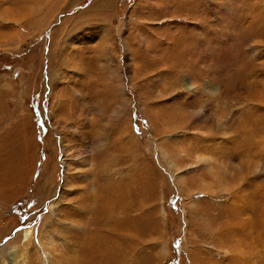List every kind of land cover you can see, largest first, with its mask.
Wrapping results in <instances>:
<instances>
[{
  "label": "rangeland",
  "instance_id": "rangeland-1",
  "mask_svg": "<svg viewBox=\"0 0 264 264\" xmlns=\"http://www.w3.org/2000/svg\"><path fill=\"white\" fill-rule=\"evenodd\" d=\"M259 101L264 0H0V250L50 264L46 231L57 264H264ZM196 154L233 184L261 166L242 213L199 191ZM90 212L85 258L69 228Z\"/></svg>",
  "mask_w": 264,
  "mask_h": 264
},
{
  "label": "bare ground",
  "instance_id": "bare-ground-1",
  "mask_svg": "<svg viewBox=\"0 0 264 264\" xmlns=\"http://www.w3.org/2000/svg\"><path fill=\"white\" fill-rule=\"evenodd\" d=\"M104 45H107L105 42H104ZM108 50V49H107ZM107 54H109L108 52H105ZM55 74L53 72H51V78H52V81L54 80ZM51 78H50V74H49V79L51 81ZM49 81V82H50ZM51 83V82H50ZM117 91L120 93V95H122L123 97H126V93L124 91V86L123 84L119 85L118 88H117ZM251 103V102H250ZM256 103V102H255ZM61 105L64 107L66 104H65V100L63 101V103H61ZM258 105H263V108H264V103H262V101L258 102ZM255 109V108H254ZM203 109H201L202 111ZM62 111V110H61ZM263 111V110H262ZM64 112V111H63ZM203 112V111H202ZM197 115V114H195ZM194 115V116H195ZM200 116V114H198ZM196 116L195 118L199 117V116ZM194 120V119H193ZM221 125V124H220ZM187 140V139H186ZM264 142V141H263ZM104 144V143H103ZM106 144V143H105ZM185 151V150H184ZM189 149L185 151L184 153V156H188L190 153H189ZM75 153V152H74ZM163 154V157H164V160L165 162L170 166V171H171V175L173 178L176 179V181L180 182V176H179V167L176 165V163L174 161H172V159L170 158V156L165 152L163 151L162 152ZM73 156V155H72ZM196 160H197V164L200 165L202 168H205V170L207 172H210V178H211V181L208 182L206 181L204 184H202L201 186V189L199 190L201 193H204L206 194L207 196H209L208 198H223V197H228L229 201H228V204L229 206H231L232 208H234V210H236L238 213H242L243 211V207L240 205L241 204V201L242 199H244V192H242L246 186H248L246 184V182H249V180L251 179L250 177H252L251 175H254V174H258L262 171V169L260 168L261 166L258 164V166H253L252 167V162L251 161H247L248 162V165L247 167L245 166V168H247V174L245 175V179L243 178L241 180L240 183L238 184H233V183H230L228 181H225L222 177H221V174H220V167L216 170L215 169V166H214V163L215 162H218L216 160L215 157L213 156H209V155H197L196 154ZM112 162V161H111ZM246 162V163H247ZM245 163V162H244ZM218 164V163H217ZM222 165V163H221ZM109 166V163H107V167ZM236 166H239V165H235ZM243 166V165H242ZM200 168V167H199ZM109 169V168H108ZM238 169V168H237ZM181 175V173H180ZM183 178L185 177L184 174H182ZM249 176V177H248ZM16 178V177H15ZM233 180V179H232ZM253 180V179H252ZM251 180V181H252ZM113 181H111L112 183ZM184 182V181H183ZM237 183V182H236ZM245 183V184H244ZM23 184V183H22ZM26 184V182H25ZM181 187H183V184H179ZM21 187H23V185H21ZM183 190V189H182ZM262 191V190H261ZM254 194V193H253ZM108 195V193H107ZM263 195V194H262ZM217 196V197H216ZM106 202H107V209L105 210L107 212L106 216L104 217V221L107 222L109 224V220H113V221H116L119 216L117 214L113 215L114 214V211L115 209L119 210V204H118V200L117 201H114V199H112V197H108L106 196ZM218 201V200H217ZM244 203V202H243ZM217 204V203H216ZM217 205H221V204H217ZM225 206V205H224ZM105 207V206H104ZM103 205H102V209L104 208ZM252 210V209H251ZM121 209L119 210V213H120ZM91 213H89V216L86 217L85 221L83 222L84 225L83 227H86L85 229L86 230H82L81 231V225L82 223L79 224V221H75L74 225L71 226L69 228V231L73 232L74 235L76 234H79L80 237L79 239H81V241L79 243H77V246L79 248V254L81 256V253L82 255H84L85 253V258H93V257H96V254L93 253L94 251H101V249L105 248L104 246H102L100 243H96V240H97V228L95 227V221H94V218L93 216H91ZM105 213V212H104ZM216 215H219V214H216ZM215 215V216H216ZM250 218V217H249ZM248 218V219H249ZM108 219V221H107ZM246 219V218H245ZM244 219V220H245ZM74 222V221H73ZM215 222V221H214ZM201 223V222H200ZM249 224V222H247ZM113 224V223H112ZM223 228V227H222ZM223 230V229H222ZM222 230H218V231H210L209 232V236H211L210 238H214L216 235L219 237L220 240H222L221 238L222 237H225V235L227 234H223V231ZM4 231V230H3ZM81 231V232H80ZM109 233H112L113 232V229H109L108 231ZM227 232V231H226ZM4 234V233H3ZM2 234V235H3ZM39 243L43 246H46L45 251H46V254L50 256V264H55V260L58 259L54 254H53V251L50 250L53 246V243H54V240H53V237L50 235V234H47L46 231H42V236H39ZM232 237V236H231ZM96 239V240H95ZM15 240H18L16 242H19L21 240V236H17ZM31 242V241H29ZM48 243V245H46ZM25 244V243H24ZM50 244V245H49ZM42 246V247H43ZM223 240H222V245L220 246V249L222 248L223 249ZM99 251V252H100ZM1 253H4L5 252V249H1L0 250ZM228 254H230L228 251H227ZM18 254H19V251H18ZM25 254V253H24ZM238 256V255H236ZM2 257L5 259V263H11V264H17V262L15 263V258H14V254L11 256L8 255V253H4L2 255ZM16 257V256H15ZM82 258V257H81ZM80 258L79 262L82 260ZM236 257L233 256V259H235ZM40 259V257H39ZM105 259V258H104ZM240 259V257H239ZM243 259V258H242ZM245 259V258H244ZM243 259V260H244ZM226 260V259H224ZM17 261V260H16ZM57 261V260H56ZM241 261V260H239ZM245 261V260H244ZM227 262H228V259H227ZM233 263V261H231ZM93 263H94V260H93ZM248 263V262H247ZM57 264V263H56ZM237 264V263H236ZM253 264V263H252Z\"/></svg>",
  "mask_w": 264,
  "mask_h": 264
}]
</instances>
